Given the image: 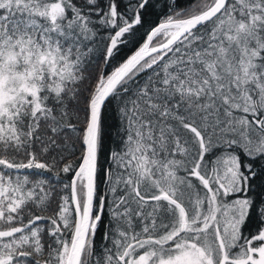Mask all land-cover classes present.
<instances>
[{"label": "snow or ice", "instance_id": "6c2138e0", "mask_svg": "<svg viewBox=\"0 0 264 264\" xmlns=\"http://www.w3.org/2000/svg\"><path fill=\"white\" fill-rule=\"evenodd\" d=\"M0 264H264V0H0Z\"/></svg>", "mask_w": 264, "mask_h": 264}, {"label": "trees", "instance_id": "16d2710c", "mask_svg": "<svg viewBox=\"0 0 264 264\" xmlns=\"http://www.w3.org/2000/svg\"><path fill=\"white\" fill-rule=\"evenodd\" d=\"M181 2L186 3L187 0H181ZM158 10L159 9H157V11ZM146 20L149 23H153L157 20V16L155 14H153L152 12H150L146 17ZM114 125H115V121L109 120L107 122V125L105 127V131H104V138H103L104 153H103V157H102V162H105V163H107L106 158H107L108 153L110 151L116 149L118 147V144H119V140H118V137L116 135V130H115ZM103 187L104 186H102V190H103ZM96 243H97L98 247H103L104 242L101 241L99 234H97Z\"/></svg>", "mask_w": 264, "mask_h": 264}]
</instances>
